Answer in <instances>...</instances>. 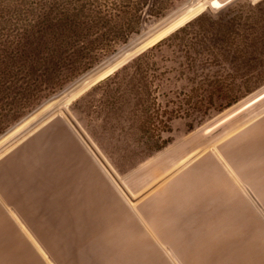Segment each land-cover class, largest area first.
<instances>
[{"label": "rangeland", "instance_id": "obj_1", "mask_svg": "<svg viewBox=\"0 0 264 264\" xmlns=\"http://www.w3.org/2000/svg\"><path fill=\"white\" fill-rule=\"evenodd\" d=\"M197 1L164 0L162 16L0 133V264H264V0L207 3L188 21L227 6L243 12L211 73L241 96L227 106L233 92L217 90L208 108L173 117L161 149L111 138L93 108L77 109L103 78L47 106L123 60L119 69ZM159 55L173 54L164 46Z\"/></svg>", "mask_w": 264, "mask_h": 264}, {"label": "trees", "instance_id": "obj_2", "mask_svg": "<svg viewBox=\"0 0 264 264\" xmlns=\"http://www.w3.org/2000/svg\"><path fill=\"white\" fill-rule=\"evenodd\" d=\"M164 4V0H0V133L94 67L116 45L140 33L152 17L162 16ZM242 17L243 12L231 6L217 12L216 18L199 15L100 80L76 101L77 109L93 108L98 127L111 138L119 133L138 141L141 151L161 149L169 142L163 133L170 131L173 117L208 108L217 90L233 92L227 106L240 99L225 77L211 73L212 67H222L226 46L235 44L232 33ZM164 46L172 51L170 58L159 55ZM181 80L186 84L170 87ZM97 92L99 99L92 97ZM161 92L166 99H160Z\"/></svg>", "mask_w": 264, "mask_h": 264}, {"label": "bare ground", "instance_id": "obj_3", "mask_svg": "<svg viewBox=\"0 0 264 264\" xmlns=\"http://www.w3.org/2000/svg\"><path fill=\"white\" fill-rule=\"evenodd\" d=\"M221 0H199L197 1L196 3H194L193 5L189 6L187 8V10L185 12H182L180 11L182 14H180L178 16L177 14V17H174V19H170L168 21V24L162 29L160 30L159 32H157V34L153 35V37H151L150 40H147L146 43L142 46V48L140 49H144L145 47H148L154 43H156L157 41L161 40L162 38H164L165 36H167L168 34H170L171 32H173L174 30H176L177 28H179L180 26H182L183 24H185L186 22H188L189 20H191L193 17H195L196 15H198L200 12H202L205 7H206V4L208 3H211L212 5H215L216 4H221ZM164 23V22H163ZM162 23V24H163ZM164 25V24H163ZM162 26V25H161ZM161 28V27H160ZM149 36V35H148ZM139 39V38H138ZM141 41V40H140ZM111 61V60H110ZM121 63H123V60L118 62V64H116L115 66H112V67H109L108 69L100 72L99 74L97 75H92L88 78H86L82 84H81V88H79L78 90L76 91H72L71 93H69L68 95H65L64 97L60 98L59 100H56V101H53V102H50L47 106H55L56 104L58 103H65L67 105V103H69V101H71V99L76 96L78 93H80L83 89H85L86 87H88L91 83L99 80V79H102L104 78L105 76L109 75L116 67H118L119 65H121ZM263 95V93H262ZM255 99V98H254ZM252 101V100H251ZM250 101V102H251ZM64 104V105H65ZM65 105V106H66ZM41 111V110H40ZM240 111V110H239ZM33 115H31V117H33ZM35 118V117H34ZM226 119V118H225ZM29 121V120H27ZM26 124V123H25ZM21 125V124H20ZM19 125V127H21ZM31 125V124H30ZM17 129V128H16ZM24 130V129H23ZM15 131V130H14ZM12 132V130H11ZM11 132H9V136L11 135ZM8 134V133H7ZM6 135V134H5ZM18 135V134H17ZM6 137V136H5ZM7 138V137H6ZM14 138V137H13ZM12 138V139H13ZM1 140V139H0ZM3 140V138H2ZM2 140L0 142H2ZM5 152V151H4ZM190 155V154H189ZM187 157V156H186ZM189 157V156H188ZM187 157V158H188ZM234 172V171H233ZM235 173V172H234ZM248 193V192H247ZM251 193V192H250ZM254 198V197H253ZM256 200V199H255ZM255 202V201H254Z\"/></svg>", "mask_w": 264, "mask_h": 264}, {"label": "water", "instance_id": "obj_4", "mask_svg": "<svg viewBox=\"0 0 264 264\" xmlns=\"http://www.w3.org/2000/svg\"><path fill=\"white\" fill-rule=\"evenodd\" d=\"M209 4H210V6H212V7H214V8H219V7L224 6V5L226 4V1H222L221 4L219 5V7H217V6H215V5H212L211 3H209ZM147 48H148V47H147ZM147 48H146V49H147ZM144 50H145V49H144ZM142 51H143V50H142ZM142 51H141V52H142ZM139 53H140V52H138L137 54H139ZM137 54L133 55L132 58H133L134 56H136ZM104 69H105V67H103V68H101V69L95 71L93 75H97V74H99V73L102 72ZM117 69H118V68H117ZM117 69H115V70H117ZM59 114L62 115V113H59Z\"/></svg>", "mask_w": 264, "mask_h": 264}, {"label": "snow or ice", "instance_id": "obj_5", "mask_svg": "<svg viewBox=\"0 0 264 264\" xmlns=\"http://www.w3.org/2000/svg\"><path fill=\"white\" fill-rule=\"evenodd\" d=\"M217 7H219V4H216Z\"/></svg>", "mask_w": 264, "mask_h": 264}]
</instances>
